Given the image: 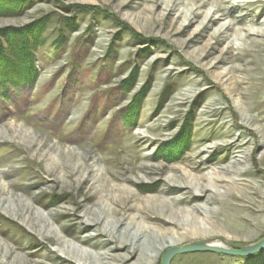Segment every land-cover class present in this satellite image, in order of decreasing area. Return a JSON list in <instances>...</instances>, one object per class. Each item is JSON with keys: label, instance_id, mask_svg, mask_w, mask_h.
<instances>
[{"label": "rangeland", "instance_id": "obj_1", "mask_svg": "<svg viewBox=\"0 0 264 264\" xmlns=\"http://www.w3.org/2000/svg\"><path fill=\"white\" fill-rule=\"evenodd\" d=\"M263 30L264 0H0V35L37 43L34 84L0 77V264H161L263 239ZM186 181L216 189L192 200ZM170 264H264V250Z\"/></svg>", "mask_w": 264, "mask_h": 264}, {"label": "trees", "instance_id": "obj_2", "mask_svg": "<svg viewBox=\"0 0 264 264\" xmlns=\"http://www.w3.org/2000/svg\"><path fill=\"white\" fill-rule=\"evenodd\" d=\"M16 10H20V6ZM33 32L34 31H28L26 34L23 32H14L15 35H13V33H8L5 31L0 35L1 38L4 39L5 44V49H0V77L9 80L11 86L13 87H17L23 83L32 85L36 80L37 72L34 67L32 55L33 48L31 49V42L33 43V46L37 43H34V37L30 38V36H33ZM134 74L136 73L134 72L132 76L123 82V85L127 86V92L132 89L136 82V75ZM148 90V87L144 85L141 91L134 97L132 103L128 106L129 111L136 110V113H130L129 116L128 114L126 115L125 121L127 124L131 118H135L137 116L138 110L140 109V102L144 99ZM190 130L191 126L185 122V124L182 125L180 131V134H183V136L177 141L181 142L185 140L186 137H188ZM168 144H165L162 147V149L165 151L162 153V158L168 162H171L173 161L171 158L176 157L180 150L174 145V142V146L171 145L172 143L170 145Z\"/></svg>", "mask_w": 264, "mask_h": 264}, {"label": "water", "instance_id": "obj_3", "mask_svg": "<svg viewBox=\"0 0 264 264\" xmlns=\"http://www.w3.org/2000/svg\"><path fill=\"white\" fill-rule=\"evenodd\" d=\"M206 242L211 241H203L184 245L182 247L171 248L163 254L161 264H170L175 256L191 253H214L236 257H249L264 250V237L259 242L249 246L228 245L221 241L220 245L216 246L207 245Z\"/></svg>", "mask_w": 264, "mask_h": 264}, {"label": "bare ground", "instance_id": "obj_4", "mask_svg": "<svg viewBox=\"0 0 264 264\" xmlns=\"http://www.w3.org/2000/svg\"><path fill=\"white\" fill-rule=\"evenodd\" d=\"M171 10V9H170ZM219 10L218 9H215V10H213V11H211V12H209V13H207L206 15H205V17H204V24H206V23H212V24H214V23H219L222 19H223V14L222 15H220V16H218V15H216L217 14V12H218ZM181 17V16H180ZM188 19H190V18H187V20ZM231 24H227V25H219V27H218V29H216L215 31H214V34L215 35H219V34H221V33H224L225 32V30H227L228 28H229V26H230ZM264 31V30H263ZM250 32H253V31H250ZM256 32V31H255ZM254 32V33H255ZM259 32V31H258ZM258 32H257V34H258ZM251 34H253V33H251ZM257 34H254V35H257ZM260 34V33H259ZM258 34V35H259ZM262 34V33H261ZM262 36V35H261ZM187 174V173H186ZM187 176V175H186ZM182 178L183 179H187L186 177H183L182 176ZM188 178H190V177H188ZM218 178V177H217ZM178 181V180H177ZM186 184L187 185H190L191 186V189H192V184L190 183V182H188V181H186ZM214 182L213 181H209V185H207V186H201V187H193V191H192V200H199V199H204L205 200V194L208 192V191H210L209 190V187L211 188V189H216V187H214ZM230 185H231V187L232 188H234V187H237V184H236V182L235 181H232L231 183H230ZM239 185V184H238ZM240 187V186H239ZM241 189V188H240ZM180 191V190H179ZM229 191V190H228ZM227 191V192H228ZM213 192V191H212ZM202 194H204V195H202ZM214 195H216V196H218V194H216V193H214ZM210 197V196H209ZM220 197L221 196H219V199H220ZM217 199V198H216ZM179 201L180 202H184L185 200L184 199H179ZM240 201V200H239ZM157 207V206H156ZM161 208V207H160ZM196 210V209H195ZM198 211L199 212H209V213H211L212 214V210H211V208H207V207H200V209H198ZM167 212V211H166ZM176 215H178V211H176V210H172L171 212H170V214H169V218L171 219L173 216H176ZM172 220V219H171ZM173 221H174V219H173ZM201 225V224H200ZM144 227H142V231H144V230H146L145 228L143 229ZM190 231H201V229L199 228V227H197V228H195V227H191L190 228ZM200 233V232H199ZM198 233V234H199ZM179 236H181V235H179ZM175 243V242H174ZM166 244V243H165ZM164 245V244H163ZM207 245H210V244H207ZM211 245H216V244H211ZM217 246V245H216ZM68 248V247H67ZM69 249H70V252L69 251H67V252H64V255H66V256H68L69 257V254L70 253H76L77 254V256L76 257H78L79 259H81V258H88V254L87 253H85V252H81V251H76V249L75 248H70L69 247ZM70 258H72V257H70ZM134 259V258H133ZM82 264H84V263H82ZM89 264H91V263H89Z\"/></svg>", "mask_w": 264, "mask_h": 264}]
</instances>
